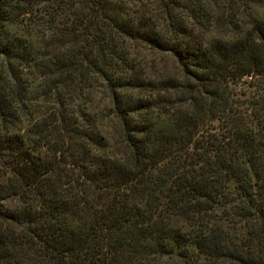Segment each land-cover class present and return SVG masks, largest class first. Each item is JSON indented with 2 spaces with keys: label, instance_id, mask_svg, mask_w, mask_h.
Instances as JSON below:
<instances>
[{
  "label": "trees",
  "instance_id": "obj_1",
  "mask_svg": "<svg viewBox=\"0 0 264 264\" xmlns=\"http://www.w3.org/2000/svg\"><path fill=\"white\" fill-rule=\"evenodd\" d=\"M263 8L0 0V264H264Z\"/></svg>",
  "mask_w": 264,
  "mask_h": 264
},
{
  "label": "rangeland",
  "instance_id": "obj_2",
  "mask_svg": "<svg viewBox=\"0 0 264 264\" xmlns=\"http://www.w3.org/2000/svg\"><path fill=\"white\" fill-rule=\"evenodd\" d=\"M259 9V8H258ZM260 15H264V8L260 11ZM221 37L219 35V31H217L216 29H213V31L210 32L209 35V39H213V38H219ZM90 109L93 112H96L97 114H99L100 116L104 115L106 113V107H105V102L103 100V97L101 95L96 97V100L92 102V104L90 105ZM102 118V117H99ZM101 122V128L104 129V131L107 133V135H112L113 130H112V126L109 125V123L107 122V120L103 119L100 120ZM116 153L115 148H110V150H108V155H111V157H113Z\"/></svg>",
  "mask_w": 264,
  "mask_h": 264
}]
</instances>
